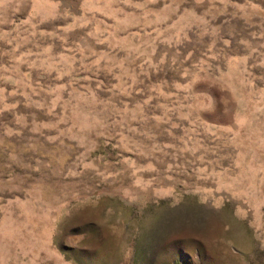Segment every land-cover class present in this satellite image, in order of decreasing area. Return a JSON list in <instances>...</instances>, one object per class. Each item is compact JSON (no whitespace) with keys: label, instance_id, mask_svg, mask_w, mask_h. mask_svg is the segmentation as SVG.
<instances>
[{"label":"rangeland","instance_id":"rangeland-1","mask_svg":"<svg viewBox=\"0 0 264 264\" xmlns=\"http://www.w3.org/2000/svg\"><path fill=\"white\" fill-rule=\"evenodd\" d=\"M0 264H264V0H0Z\"/></svg>","mask_w":264,"mask_h":264}]
</instances>
